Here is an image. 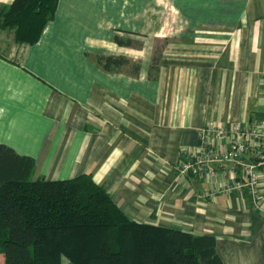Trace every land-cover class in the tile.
<instances>
[{"label":"crops","instance_id":"0c3cea01","mask_svg":"<svg viewBox=\"0 0 264 264\" xmlns=\"http://www.w3.org/2000/svg\"><path fill=\"white\" fill-rule=\"evenodd\" d=\"M263 102L264 0H59L36 43L0 28V144L33 179L91 174L135 221L214 235L224 264H264V194L228 161L182 172L183 151Z\"/></svg>","mask_w":264,"mask_h":264},{"label":"trees","instance_id":"16d2710c","mask_svg":"<svg viewBox=\"0 0 264 264\" xmlns=\"http://www.w3.org/2000/svg\"><path fill=\"white\" fill-rule=\"evenodd\" d=\"M58 3L0 4V28L13 31L19 42L36 43L54 19ZM126 61L109 55L103 66L111 69ZM34 168L33 157L0 144L4 264H224L214 235L135 221L91 174L35 180Z\"/></svg>","mask_w":264,"mask_h":264},{"label":"built area","instance_id":"2783aa9c","mask_svg":"<svg viewBox=\"0 0 264 264\" xmlns=\"http://www.w3.org/2000/svg\"><path fill=\"white\" fill-rule=\"evenodd\" d=\"M212 137H224L226 149H221ZM201 149L183 151L184 159L180 170H193L196 173L209 171L214 174L211 164L228 161L233 163L229 173L241 172L244 182H235L233 186L240 188L246 185L255 200L264 194V102L263 114L251 118L246 125L238 123L230 125H209L201 130ZM246 155L250 159H246Z\"/></svg>","mask_w":264,"mask_h":264},{"label":"rangeland","instance_id":"374dc122","mask_svg":"<svg viewBox=\"0 0 264 264\" xmlns=\"http://www.w3.org/2000/svg\"><path fill=\"white\" fill-rule=\"evenodd\" d=\"M167 4V3H166ZM164 4V6L166 5ZM167 10V15H166V23L169 22V17H170V12L168 11V9H170V6H168V4L164 7ZM66 262V261H65ZM0 264H4V256L1 254L0 255Z\"/></svg>","mask_w":264,"mask_h":264}]
</instances>
